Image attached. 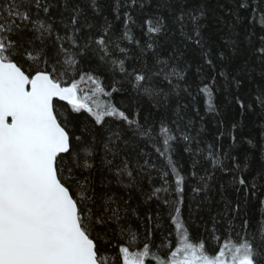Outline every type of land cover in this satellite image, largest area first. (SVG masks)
<instances>
[{
    "label": "snow or ice",
    "instance_id": "1",
    "mask_svg": "<svg viewBox=\"0 0 264 264\" xmlns=\"http://www.w3.org/2000/svg\"><path fill=\"white\" fill-rule=\"evenodd\" d=\"M137 4L144 6L140 0H125L123 4L116 0V18H120L121 7ZM237 7L250 9L249 21L264 29V0H238ZM99 11L97 0H0V264H264V218L257 221L255 231L250 221L244 219L241 224L244 235L233 227L241 200L264 190V162L254 170L246 158L240 160L237 154L224 152L212 144L206 149L197 147L195 152L185 147L186 152L200 157L193 162L190 172L198 177V185L192 188L197 197L204 193V198L209 199L207 193L213 190L210 181L217 173L228 178V183L220 185V200L209 218L214 239L219 240L215 236L218 225H226L229 235L219 250L210 254L205 241H193L182 215L185 176L172 158L173 142L178 139L172 124L165 119L142 123L139 113L130 116L110 99L104 104L96 103L95 110L89 103L96 93L110 98L121 90L114 84L111 91H106L98 76L84 70L97 52L103 53L99 56L101 62L110 56L107 37L111 23L105 18V23L96 28L89 22V12ZM206 16L204 10L180 11L175 23L184 39L200 49L204 63L214 68L203 42ZM124 18L127 28L131 20L127 11ZM145 24L149 36L166 30L162 17L149 19ZM95 32L100 34L94 35ZM122 39L132 41L128 31ZM260 41L252 55L264 64V36ZM153 49L154 44L149 42L142 54ZM116 51L124 59L108 62L114 70L132 76L130 83L143 95L161 94L153 87V81H165L178 88V82L184 79L178 66L159 58L154 60L155 71L134 69L128 73L125 67L128 49L117 44ZM173 78L177 83L173 84ZM212 79L214 82L215 77ZM86 82L94 85L89 92L81 88ZM240 83L235 81L237 86ZM199 91L207 96L208 111H215L209 85L204 84ZM56 101L67 102L75 113L87 112L96 125H104L106 118H112L126 127L109 128L106 139L99 132L85 139L76 134L71 120L58 113ZM236 103L242 113L264 110V88L251 102L237 97ZM182 119L177 112L176 120ZM126 133L131 135L126 137ZM224 135L221 132L217 139ZM228 138L231 147L240 143L231 132ZM179 139L190 143L193 137L181 132ZM148 148L164 161L166 170L159 172L163 185L145 193L141 177L151 184V173L156 169L146 158L140 162V158L148 155ZM259 151L264 157V144H260ZM99 152L103 153L99 157L100 166L111 174L112 180L97 185L93 177L100 170L96 164ZM205 163L204 174L198 175L197 166L204 167ZM170 173L178 195L170 213L175 241L173 246L165 238L156 245L151 229L141 236L132 227L130 216L140 219L137 210L127 199L117 196L110 185L115 184L129 195L139 191L145 202L159 200L162 193L170 190ZM260 207L264 211V200L260 201ZM201 210L198 204L196 211ZM232 233L240 239H233ZM168 248L172 250L162 257L160 251ZM109 249L115 253L114 258Z\"/></svg>",
    "mask_w": 264,
    "mask_h": 264
},
{
    "label": "rangeland",
    "instance_id": "2",
    "mask_svg": "<svg viewBox=\"0 0 264 264\" xmlns=\"http://www.w3.org/2000/svg\"><path fill=\"white\" fill-rule=\"evenodd\" d=\"M216 1V2H211ZM100 11L98 14H92L89 12V22L100 28L105 23V18L111 23L112 29L109 32L107 39L109 40L110 56L106 57V61L124 59L123 54L116 51V45L119 44L122 48L128 49V58L126 59L125 66L132 65L134 67H143L147 64L148 71H155L154 60L159 58L161 60H167L170 64L176 65L184 73V79L179 81V87L174 88L165 81H153V87L161 91L159 96H146L142 93L134 94L131 99L120 98H103L94 96L92 101H89L95 108V104H104L109 99L121 110L126 111L130 116L133 113H139V119L143 123L146 120L157 122L160 119H165L172 124L173 130L178 139L173 142L172 158L180 169L182 175L185 176V192L183 193L184 204L181 205L183 218L188 221V225L193 233L202 231L203 236L207 239V243L210 247H213L218 240L213 238L212 221L210 220V214L215 213V208L220 200V185L228 183L227 177H222V174L217 173L216 177L210 183L213 186V190L207 193L209 199H205V194L201 193L199 197L192 192V188L196 187L199 183L198 177H193L190 172L193 171V162L200 157L193 153L186 152L185 147H191L193 152L197 147L206 149L208 144H212L214 147L220 148L224 152H233L237 154V158L244 160L245 158L251 163L252 169L258 170L261 167V162L257 159L251 149V145L264 143V132H262V125H264V110L255 109L250 110L247 113H242L236 103V98L240 97L246 102H251L252 97L261 89L264 88V84L260 85V82L256 81V85H252V89L247 95L241 94V87H232L230 83L225 81L206 80V76L200 71H197V67L191 62L194 58L199 65H206L204 63L202 53L200 49L195 48L188 41L184 39L181 34L179 25L175 23V17L180 11L185 12H198L204 10L207 13L206 18L203 21L202 34L211 40V47L208 50L211 54V59L219 67L226 69H234L238 72L247 71L252 69L251 65L243 60L240 56H235V53L231 50V45L242 44L250 45V42L260 40L261 36H264V29L257 26V24L249 21L250 9L247 11V19L241 16L237 10L238 0H140L143 3V8L137 4L135 7L120 8V18L117 19L114 8L116 0H97ZM121 4L125 0H120ZM217 5V6H216ZM127 11L131 20L128 21L127 28H125L124 12ZM158 17L163 18V23L166 30L160 34L147 35V25L145 21L149 19L155 20ZM239 17V19H237ZM242 21H245V27L242 26ZM219 24V29L215 28ZM128 31L132 37V41L129 42L126 39H122L123 33ZM99 32H95L94 35H99ZM139 41V44L136 43ZM149 42L154 44V49L149 50L142 54V50ZM95 47V46H93ZM223 54V58H221ZM97 56L103 55V53L97 52ZM175 57L176 59H169ZM184 59L188 62H184ZM110 64V63H109ZM207 66V65H206ZM249 70V71H250ZM137 71V70H136ZM252 71V70H251ZM140 72V71H138ZM257 80V79H256ZM177 83L173 78V84ZM204 84H208L212 92V103L215 107V111H208L207 96L200 93L199 89ZM257 85L259 88H257ZM186 89V91H185ZM170 91V92H169ZM170 98L175 100V105L187 103V108L190 112L184 113L174 107H167V103L170 102ZM163 100V101H162ZM164 102V103H163ZM57 111L63 117L72 121V126L77 135H82L85 139H91L97 133H103L104 138H107L108 129L117 130V126L125 128L122 122L114 119H107L104 125H96L92 117L85 113H81L79 116H73L68 111L67 103L63 101H56ZM177 112L183 117L182 120H176ZM237 120V121H236ZM175 121V123H172ZM221 122H235L236 128L233 129L232 135L238 137L240 143L235 147H231L232 141L228 138V134H225L220 139H217L215 132L211 130L212 125H218ZM177 129H179L177 131ZM181 132L193 137L192 142L186 143L182 139H179ZM126 137L130 136V133L125 134ZM252 140H251V139ZM251 140V144L247 141ZM198 142V143H197ZM148 155L140 158V162L146 158L150 163L156 165V169L151 173V184L148 179L142 178L143 191L147 193L153 187H161L163 181L160 179L159 172L166 170L164 167V161L158 157V155L151 149H147ZM103 155L99 152L98 155ZM97 157L96 164L100 168L93 177L95 182L98 181L99 173L102 166H100V160ZM207 164L204 167L197 166L196 171L198 175H203ZM101 183V182H100ZM168 185L170 190L167 193H162L159 200L153 199L145 202L144 196L139 191H133L130 195L123 189H115L117 196L123 197L128 200V203H133L135 196L140 197V203L144 208L150 209L153 217L157 220L160 228L162 225V211L165 207L173 205L175 199L171 197L172 184L171 176L168 177ZM260 190L257 191L255 197H249L245 200H241V207L247 206V210L253 214V208L251 202L258 196ZM167 194V195H166ZM242 196V194H241ZM171 197V201H169ZM232 198L240 200V196H233ZM169 201V204H165L164 201ZM203 201V203H201ZM200 204L201 211H196V206ZM158 217V218H157ZM243 216L239 213L236 218L233 227L236 231L239 228V221ZM158 228V226H155ZM215 233L219 239L223 236H228L229 233L226 230V225H218ZM233 238L237 236L232 233ZM114 258L113 255H111ZM155 264V262H152Z\"/></svg>",
    "mask_w": 264,
    "mask_h": 264
},
{
    "label": "trees",
    "instance_id": "3",
    "mask_svg": "<svg viewBox=\"0 0 264 264\" xmlns=\"http://www.w3.org/2000/svg\"><path fill=\"white\" fill-rule=\"evenodd\" d=\"M211 2H216V1H211ZM237 10H238V13L241 16H243L246 20L247 19L246 9L237 8ZM242 26L245 27V21H242ZM215 28L219 29V24L215 26ZM208 38H206V36L203 35V42L205 45V50L207 51L211 47V40H209L210 38L209 39ZM260 44H261V41L257 40L252 43L250 42V45H242V44L236 43V44L231 45L230 47L231 50L235 53V56H238V57L240 56L243 60L249 63V65H251L252 71L248 69L247 71L238 72L237 71L238 69L236 70V68L226 69L224 67L217 66L214 61H213L214 68H209L206 65H199L195 58L191 62L198 69L201 70V72L206 76V80L209 79V81L210 80L213 81L212 78L215 77V80L225 81L227 84L230 83V86L232 87H237V85L235 84L236 80L241 81L239 87H241V94L245 96L253 88L252 85L255 84L256 81H258V83L260 82V85L264 84V64H262L259 59H257L254 55H252L253 49L259 46ZM184 62L186 63L188 62V60L184 59ZM125 67L127 68L128 73L133 72L134 69L137 71H143L146 73L148 72V69H149L148 66L145 68V65L143 67L142 66L134 67L132 65L130 66L127 65ZM84 70L85 71L91 70L94 75L98 76L100 80L102 81L103 87L105 88L106 91H111V88L114 84L117 87H120L121 90L119 92L112 93V96L110 98L115 97V98H120V99H131L134 94L139 93L133 88L132 83H130V81H132V76L121 74L118 70H114L112 65L109 64V62H107L106 59L104 62H101L99 59V56L97 55L93 56L90 63H86L84 65ZM75 79L78 80L79 76L77 75ZM117 81H119L120 83L117 84L116 83ZM81 88L84 90V92H89L91 89L94 88V85H92L91 82H86V83L81 84ZM257 88H259L258 85H257ZM82 94L83 93H81V95ZM95 96L103 97L107 99L109 98L103 95L102 93H96ZM169 101L170 102H168L166 105L167 107L176 106V109L179 111H183L184 113H187V114L190 112V110L187 108V103L183 102L184 104L175 105L176 103L174 99L170 98ZM238 110L239 108H237V111ZM68 111L70 112V114L76 117L79 116L81 113H85L88 116L92 117L87 112H83V111L80 113L73 112L70 105H68ZM107 119H112V118H107ZM233 124H236V123L235 122H227V123L221 122V123H218V125L216 126L212 125L211 130L215 132L216 136H218L221 132H224L225 134H228L229 132L233 133V128H232ZM259 147H260V144L251 145V149L253 153L255 154L257 159L262 163L264 162V157L260 155ZM98 156L101 157V154H99ZM170 176H171V184H172V189H171L172 194L170 196L173 197L176 201L178 199V195L174 191L175 189V184L173 183L174 177L172 176L171 173H170ZM142 178H145V177H142ZM110 180H112L111 174L105 171L102 167L101 172L99 173L98 181H96L97 185H99L100 182L102 181L104 183H107ZM110 187H112L114 190L117 189L115 184L110 185ZM171 197L168 198L169 201H171ZM139 198L140 197L135 196L133 198V203L132 202L129 203L132 208H135L137 210L140 216V219L138 220L135 217L130 216V219L132 221V227L134 229H137L138 232L141 234V236H146L147 235L146 230L151 229L152 230V242L156 245H159L162 241L165 240V238H167L168 240L173 242V246H174V241H175L174 225L172 224L171 219H170V213L172 212V205H170L168 208L165 207L164 211H162V216H161L162 218L161 227L162 228H160L159 225H157L159 221L157 220V224H156L155 222L156 219L153 217L151 210L144 208L142 204L140 203ZM261 200H264V190H260L258 196L251 202V206L253 208L252 215L250 211L247 210L246 205L240 208L239 213L243 216V218L238 223L239 228L237 232H241V235H244V233L241 230V224L244 219H248L250 221L251 228L253 231H255L257 221L264 218V211H262L260 207ZM148 216L152 217L151 221L147 220ZM184 220L186 222L190 236L193 239V241H199V240L205 241L206 247L210 254H215L219 250V247L222 245V243L225 241L227 237V235L221 237L213 247H210L209 244L207 243V239H205V237L203 236L204 234L202 233V231L193 233L190 229V226L188 225V221H186L185 218ZM155 226H158V228H156ZM169 233H173V235H169ZM233 239L239 240L240 237L237 236L236 238H233ZM171 250H172L171 248L164 249V250H161L159 254L163 257L165 252H170ZM153 251H156V249L154 248ZM109 253L110 255L115 256V253L113 252V250L109 249Z\"/></svg>",
    "mask_w": 264,
    "mask_h": 264
},
{
    "label": "water",
    "instance_id": "4",
    "mask_svg": "<svg viewBox=\"0 0 264 264\" xmlns=\"http://www.w3.org/2000/svg\"><path fill=\"white\" fill-rule=\"evenodd\" d=\"M65 102V101H64ZM65 103H67V102H65Z\"/></svg>",
    "mask_w": 264,
    "mask_h": 264
},
{
    "label": "flooded vegetation",
    "instance_id": "5",
    "mask_svg": "<svg viewBox=\"0 0 264 264\" xmlns=\"http://www.w3.org/2000/svg\"><path fill=\"white\" fill-rule=\"evenodd\" d=\"M64 102V101H63Z\"/></svg>",
    "mask_w": 264,
    "mask_h": 264
}]
</instances>
